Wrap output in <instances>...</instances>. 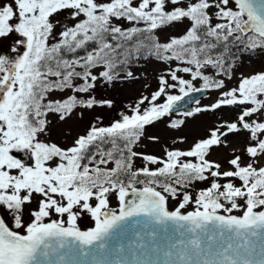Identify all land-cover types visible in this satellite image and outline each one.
<instances>
[{
	"label": "snow or ice",
	"instance_id": "6c2138e0",
	"mask_svg": "<svg viewBox=\"0 0 264 264\" xmlns=\"http://www.w3.org/2000/svg\"><path fill=\"white\" fill-rule=\"evenodd\" d=\"M233 47L264 52V0H0V264H264V71L229 86ZM141 59L166 66L154 91L52 139L50 116L112 108L97 83ZM205 91L217 99L179 115H235L141 150Z\"/></svg>",
	"mask_w": 264,
	"mask_h": 264
},
{
	"label": "rangeland",
	"instance_id": "374dc122",
	"mask_svg": "<svg viewBox=\"0 0 264 264\" xmlns=\"http://www.w3.org/2000/svg\"><path fill=\"white\" fill-rule=\"evenodd\" d=\"M3 49H0L2 52ZM234 78L228 81L229 86H234L237 78L241 74L248 75L259 71H264V52L243 53L238 56L234 62ZM165 65L154 59H141L130 64L126 70L118 75V77L108 82H98L93 95L97 101L111 100L113 107L100 106L99 104L92 109H77L72 117L65 122H60L53 116L49 118L52 120L50 125V132L52 139L57 143H71L72 137L77 133H82L90 123L95 122L96 118L102 119L103 123L107 125L111 120L118 118L117 113L125 110V107L137 100L142 94L148 95L157 88V77L165 70ZM131 71L133 76L127 77L126 72ZM187 78V77H186ZM199 86V84H198ZM218 93L210 91L208 96L202 99L199 105L204 106L213 103L217 99ZM82 113V116L80 115ZM180 113L173 114L170 118H165L163 122H159L155 127L147 129V135H157L160 137V143L154 144L149 140L143 141L141 150L153 153L156 155L162 154V146L187 148L195 139L205 135V130L214 122L223 119H231L235 113L228 108H222L215 112H207L196 114L192 117H183ZM169 119H185V124L179 129H171L167 127ZM70 133V135H69ZM185 138L183 144H172L173 140ZM246 133H240L235 136H230V147L242 148L246 142ZM228 148L214 150L212 158H217L218 155L227 157ZM223 162V161H222ZM141 162L137 161V166ZM174 201H170L169 207H173ZM113 206H116V201L113 200ZM81 227L88 226L87 221L80 222Z\"/></svg>",
	"mask_w": 264,
	"mask_h": 264
},
{
	"label": "water",
	"instance_id": "95a60500",
	"mask_svg": "<svg viewBox=\"0 0 264 264\" xmlns=\"http://www.w3.org/2000/svg\"><path fill=\"white\" fill-rule=\"evenodd\" d=\"M208 93H209V91L190 94L189 97H185L184 101H181L179 103V105L177 106L174 113L177 111L186 112V111L193 110L194 109L193 104L196 103L197 100H200V99L204 98L205 96H207Z\"/></svg>",
	"mask_w": 264,
	"mask_h": 264
},
{
	"label": "trees",
	"instance_id": "16d2710c",
	"mask_svg": "<svg viewBox=\"0 0 264 264\" xmlns=\"http://www.w3.org/2000/svg\"><path fill=\"white\" fill-rule=\"evenodd\" d=\"M232 52H233V54H234L236 57H238V56H240L241 54H243V53H240V52L237 50V48H235V47H233ZM254 54H255V53H254ZM234 60H235V59H234ZM234 60L232 61V63L234 62ZM134 62H135V60L132 61L130 64H133ZM130 64H129V65H130ZM129 65L123 66L124 70H123V71H120L119 73L124 72V71L126 70V68H127Z\"/></svg>",
	"mask_w": 264,
	"mask_h": 264
},
{
	"label": "flooded vegetation",
	"instance_id": "af4514ba",
	"mask_svg": "<svg viewBox=\"0 0 264 264\" xmlns=\"http://www.w3.org/2000/svg\"><path fill=\"white\" fill-rule=\"evenodd\" d=\"M2 51H4V50H2Z\"/></svg>",
	"mask_w": 264,
	"mask_h": 264
}]
</instances>
